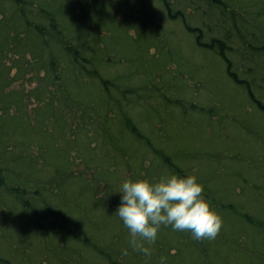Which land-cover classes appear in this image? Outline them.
Segmentation results:
<instances>
[{
  "label": "rangeland",
  "instance_id": "obj_1",
  "mask_svg": "<svg viewBox=\"0 0 264 264\" xmlns=\"http://www.w3.org/2000/svg\"><path fill=\"white\" fill-rule=\"evenodd\" d=\"M20 1L28 2L32 0ZM33 1L35 4H42L47 0ZM62 1L71 3L78 2L79 8H83L82 5L85 2V0ZM224 1L229 5L227 13L226 9H223V7L221 8L224 12H222V9L218 7L215 8L211 4L213 3L212 0H168L171 4V11L169 14L176 15L175 17H179V15H186L187 17L190 16V18L193 19V26L201 30V34L204 38L202 42L208 43L212 39H215L224 43L226 55L231 60L230 72H234L239 78H248L250 81L257 80V82L263 87L258 86V88H261L262 91H259L254 87V96L261 99V102L264 103V56L260 58L257 57L256 59L258 61L251 65V54H247L246 52L249 47H258L262 45V41H264V0H260L262 1L260 6L256 5L255 0H238L237 4L235 1L231 2V0ZM117 2V0L112 1V4L114 5L113 12L116 18V24L121 26L120 31L124 38L127 41L130 39L133 40V42L134 40L139 42L137 41L139 40L137 38L138 33L144 32L145 34H149V37H151L153 41V45L147 47V50L151 51L152 55L155 54L157 58L155 59L152 57L154 61H149V64L146 63L143 65L145 62L137 63L136 58H129L125 54V50L120 49L122 47L119 46L110 48L108 45L106 46L105 44H102L100 46L102 51H96L97 57H100L99 54H102L103 59L108 62L98 68V73L101 75L102 79L108 82L110 90L104 89L102 83L98 81L97 76L88 77L86 76L88 75L87 72H85L83 77L86 80L84 81V84L86 85L83 89V93L86 95L91 93V99L100 95L99 101L98 99H95L90 105L97 107L98 102L102 101L104 98L101 95V92L104 93L107 91L111 92L112 96L114 95L119 97V94L127 89H137L136 91H131L128 95L130 101H133L136 97L143 100L142 96H145L146 98L148 96V101H151V103L149 102L147 105L152 104L153 107L152 117H148L151 113L148 115L149 112L146 110L142 111V115L140 114L141 117H138L137 114L134 116L132 115V118L137 126L148 137L149 134L155 135V131H159V140L161 137L163 140L166 138H173L171 141L172 143L180 145L188 144L190 147L183 154H180V160H177V162H179V167L182 169L181 172L177 173L176 171H173L170 166L168 167V165H166L164 174H177L180 176L196 175L197 177L201 175L206 180H214L218 175L219 179L223 178V180H217L219 181L218 190L223 194H221L218 198L223 199L225 197L229 204L234 205L237 209L244 213L248 212L252 215V220L264 222V198L262 199L259 197L260 195H264V176L260 177L259 173L261 172L257 169L258 160L264 159V139H261L258 144L252 141L254 144H252L253 147L251 146V149L249 150L251 158L241 155L242 152H245L244 149H242V152L235 161L231 163L229 161L230 154L233 153L232 147L234 148V142H236L232 136L237 133L238 128L241 125V121L247 119L248 123H258L264 128V119L259 118L260 116L257 113H253L254 106H252L249 102L245 91L235 85L231 73H229L227 62L222 61L216 51H207L200 49L198 45L196 46L194 43L195 36L193 38L188 37L187 34L184 33L179 20L175 18H168V11L165 9L161 0H145L144 7L136 4V0H127L129 7L127 9L124 8V10H120ZM241 2H244L245 4L243 5ZM5 3L8 5L9 11L2 8L0 11L1 22L5 20L6 16H8V12L10 13V10L12 11L10 2L6 0L4 1V4ZM241 8H243V14L240 11ZM261 12L262 14H260ZM75 13H81V10L76 9ZM233 13L237 14L234 15ZM232 15L236 17V21L238 22L237 24L240 28V36L234 26L231 25V18H233ZM240 17L250 19L248 22V24H250V28H244L248 26L247 24L244 25V27L242 26L243 23ZM33 18L34 17H31V20ZM38 19H41V17L36 15V18H34L33 21L37 22ZM148 20H151L153 25L150 24ZM35 22L32 24H35ZM257 27L260 29L259 32ZM245 31L247 34H245ZM48 32L51 33V28ZM30 35V32L19 34V40L16 41V45L10 49V57L0 60V66H4L3 76L1 78L4 77V83H6V81L7 83L10 82V86L6 87L4 94L10 95L8 93H12L9 98L10 100H0V119L3 120V113H6L3 112L1 108L7 105L5 102L10 101L11 105L10 109L7 110V113L13 117H16L19 114V118L23 115V113H26L27 116L24 115L25 118H22L25 119L24 122L29 119L28 133L31 132L30 129H32L33 124L34 127L38 128V123L35 121V113L40 111L46 112V110H49V108L46 109L47 106L52 108V103L54 102L50 99V97L56 96L55 90L58 87H61L59 80H54L52 84L47 86L48 83L45 80H51V78L44 72H41L39 76L36 75V68H39L40 64L35 62L37 61L35 59L38 56V53L35 54V49L32 43L33 40L29 38ZM105 35L106 37L102 38L105 42L107 40H111V36L108 37L109 33H106ZM251 37H254L256 40L252 41L253 38ZM216 48L219 49L218 45ZM166 51L167 54L168 51L170 54L165 55ZM5 56L6 55L3 57ZM162 56L163 58L159 61H166L170 67L168 65H164L163 67L158 66V61L155 60L160 59ZM79 66L82 67L81 64ZM22 67L26 69L25 73H22ZM90 67L91 66L87 67V71H93ZM40 77H42L43 80L40 79ZM73 86L68 84L66 87L69 90L70 95L74 96L73 98L75 99L76 94ZM98 86L99 90H97ZM46 91H49L50 93V96L47 99L44 97ZM138 93L140 97H138ZM78 98L80 99L81 97ZM78 98L76 99L78 100ZM171 99H174V101H171ZM182 100L185 102L183 103L186 108L189 103L192 104L193 108L190 110H193V112L190 110H188L189 112L186 111L185 107L182 105ZM48 101L50 103H48ZM75 102L76 101H74V103ZM73 105L75 106V104ZM136 110L139 112V105L136 107ZM90 111L92 113L93 110ZM154 111L157 112L154 113ZM246 112L249 113L248 116H245ZM197 113L199 115L207 114L211 123L210 126L205 124L202 126L203 129L206 128L205 134H200L201 130L199 132V130L196 129V127L199 126L197 124L198 122L193 121V123L196 124L195 128H193L190 127L189 124H187L189 126L187 127L185 123H183V125H178L176 121L177 115L183 117L188 116L189 121L195 120L199 117ZM61 115L59 114V117ZM64 115H69V113L65 112ZM101 115L102 117L104 115L112 116V112H104V114L101 113ZM158 115L159 118H157ZM220 118H222V124H218L217 122ZM20 121H22L21 118ZM101 122H103V120L101 118H97L95 123L96 128L98 127L97 124ZM115 122L118 123L119 121L117 120ZM67 123L74 126V121L71 118H67L65 124L63 122L65 126ZM90 123L91 120L86 122L85 119V121L80 120L77 124V126L81 125L83 127L85 133L83 137L85 136V138H80L79 135L72 134L70 132L64 134L61 138L63 143L65 140L67 143L72 142L71 147L75 144L81 143L79 145H83L88 142L85 146L89 147V149H95V152L97 153L96 155L99 156L97 157L94 155L91 159H86L85 156H80L79 154L83 153V148H80V146L73 148V152L71 150V152L68 153L70 157H75V160H73L74 165L71 166V178L75 180L74 189L78 188L77 185L82 183V181L77 177H82L84 180L87 179L89 183L98 186H95L97 191L96 200H102L104 196L102 194V190H104L107 186L100 181V175L110 171L112 179L116 183L117 190L119 192L120 185L125 179H140L134 174L141 173V175H143L144 168L150 166V159L152 161L159 162V158H157L155 153H152L151 151L145 152L144 150L139 149V151L136 152V157H133L138 158V161L139 159L142 160L143 163L141 165H143V167L139 170H133L130 166L134 164L133 160L137 161V159L128 157V153L125 155L117 153L115 151V146L114 149H107L108 147L104 145V137L107 138L108 136H105L104 132L101 130H99V132H92L91 128H89ZM116 123H114V129L118 127ZM182 126L184 127L183 133L181 132ZM195 129V140L197 141H193L189 134V131ZM28 133H26V131L24 133L23 131L17 136H12L9 139L10 149L12 150L13 147L16 148V153H20L19 150H22V152L23 150L30 151L29 149L34 151L37 149V146L47 143V140L41 134L38 135L36 132L30 134ZM25 134H28V136ZM115 134L118 136V133L115 132ZM246 134L247 133L244 128L243 130H239L237 133V139L241 137V142L243 138L252 139L250 136L253 135ZM125 136L129 137L126 133L119 135V137L123 139H120V143H125L127 145L128 141L124 140ZM151 140H153V138ZM159 140L153 141L159 146ZM63 143H60L57 146L61 147ZM166 143L167 142L164 141L163 144L166 145ZM249 145L250 143L247 141L244 146L246 147ZM192 148L197 150L199 149L200 151L192 150ZM103 149H107L106 151L109 153V158L113 156L110 162L108 159H104V161L99 162L96 161V158H99L100 160L102 157H107V154L102 156V153L106 152L102 151ZM190 152H195L197 157L188 156ZM160 153L161 152L159 151V154ZM199 155H202L201 162L199 161ZM237 160L241 161V163H237ZM244 160H250V166L246 165ZM211 168L212 170H209ZM155 172L156 174H154L151 178H148L149 175H147L143 179L154 181L161 174L159 169L157 171L155 170ZM227 175H230L232 180L225 179ZM91 176L95 177V179L92 180ZM102 176H105V178L108 179L106 177L107 175L103 174ZM2 178L3 177L0 173V254L4 256L6 254L5 252L9 251V257H11V259L17 264L18 259H21L22 257L24 258L22 255L23 252L19 251L18 253L13 251V249H15L14 246H16V243H19V240H21V243L25 244L26 248L28 244L29 250L27 248L28 251H26L32 255L30 257V262L32 261V264H47L40 261V255L42 254L41 250H49L51 244L49 235L45 234L47 231V223L43 219L47 218L48 221L51 215L49 212L51 211L53 213L54 211L49 210V207H47L46 210L44 209V211L41 212L39 219L31 217L24 219L20 209L21 199H19L18 204L12 197L15 193L9 189L11 188L9 186H11L15 180L10 177L8 180H4ZM24 178H27L30 181L32 180L31 178L34 179L32 175L27 177L23 176L21 178L22 181H24ZM214 183L215 182H211V184ZM202 184L205 187V184ZM256 185H258V187H255ZM83 190L84 188H82V191ZM118 192L116 193L118 196L117 202H121V194ZM30 196H32L31 193ZM83 197V200L85 201L87 199V195L84 194ZM80 198L82 200V196ZM92 203L93 201H91L90 206ZM83 210L85 211V218L83 221L87 223L88 235L92 236L95 242L99 243L100 241V243L105 247L113 245L110 242L116 241V238L114 237L115 233L112 226L106 222L107 220L112 219L110 218V213L109 215L104 214L105 210L102 207H97V209L94 208L90 212L86 209H81L80 212L82 213ZM225 210L226 208L224 210L216 211L223 217L224 223L222 226V232L227 236L228 232L224 226L228 224H226L225 219L229 221L227 217L231 218L232 215L230 214L232 213L228 212L229 214H226L227 212H225ZM238 214L241 215V213ZM115 218V222H119L121 220L119 217L115 216ZM233 218H236L235 221L238 224L242 222L238 221L240 217H236L234 214ZM117 224L118 223H115V225ZM121 227L123 228L124 226L121 225ZM171 228V226L161 228V234L159 233L158 239L154 243L156 248L159 246V237L162 236L165 238V236L162 235L163 232L166 229ZM60 229L61 228L58 230ZM258 229L260 230V228ZM126 230L128 232V237L130 238L129 230L127 228ZM251 230L253 231L252 233H249V231L248 234L244 233L248 239L250 237L251 240L253 239L261 242L264 241L262 238L264 235L261 234V236L258 230ZM166 234L168 235V238L171 236L169 239L172 241H175L177 238L176 234V236L172 237V231L171 233ZM225 235L223 237H226ZM217 237H219V235H217ZM64 238L67 239L66 237ZM231 245L236 247L239 246L238 242L230 240L223 241L222 243L224 248ZM152 246L153 244L149 247L151 248ZM128 248L132 249L131 246ZM132 254L133 253L130 255ZM258 255H260L259 252ZM260 257L262 263L255 259L252 264H264V260H262L264 258V254L260 255ZM118 258L119 261L122 262L123 257ZM133 258L134 256L129 259V264H142L140 258ZM209 260L212 264H239L238 259L233 256L231 251H226L223 254L221 253V255L220 252L219 254L215 253L209 257Z\"/></svg>",
  "mask_w": 264,
  "mask_h": 264
},
{
  "label": "trees",
  "instance_id": "obj_2",
  "mask_svg": "<svg viewBox=\"0 0 264 264\" xmlns=\"http://www.w3.org/2000/svg\"><path fill=\"white\" fill-rule=\"evenodd\" d=\"M4 1L6 0H0V11L2 8H4L6 11H9L8 5H6V3L4 4ZM7 1L10 2L12 11L10 10L11 14L8 12V16L10 15L9 17L6 16L4 21H0V60L10 57V49L15 46L16 41L19 40V34L30 32L31 35L29 38L33 40L32 43L35 49V54L38 53V56L35 59L37 61L35 62L40 64L39 68L36 66V75L39 76L41 72H44L48 77H50L51 80H45L48 83L47 86L52 84L54 80H59L61 84V87H58L55 90L56 96L50 97V99L54 102L52 103L53 107L51 108L47 106L46 109L49 108V110H46V112L40 111L35 113V117L37 118V120L35 118V121L38 123V128L34 127L33 124L32 129H30L31 132L29 133V119L25 122V119H23L25 118L24 115L27 116L26 113L21 115L20 118L22 121H20V118L18 117L19 114L16 117H13L7 113V110L10 109V101L5 102L7 105L1 108L3 112H6L3 113V120L0 119V173L3 177L2 179L8 180L10 177L15 180V182L9 186L11 187L9 189L15 193V195L12 197L18 204L19 199H21L20 209L24 219L29 217L39 219L41 212L44 211V209L46 210L47 207H49V210L54 211L53 213L51 211L49 212L51 215L48 221L47 218L43 219L47 223V231L45 234L49 235L51 244L49 250H41L42 254L40 255V261H43L47 264H129V259L134 256L135 259L140 258L142 264H159V258L161 256H165L167 257V264H212V262L209 260L210 256L215 253L219 254V252L221 255V253L223 254L226 251H231L233 256L238 259L239 264H252L255 259L262 263L260 255L264 254V241L261 242L255 241L253 239L251 240L250 237L248 239L244 233L248 234V231L249 233H252L253 231L251 229H255L260 232H258L260 235H264V222L257 219V221L252 220V215H250L248 212L244 213L237 209L234 205L229 204L225 197L223 199L218 198L222 192L220 193L218 190L219 181L217 180H223V178L219 179L218 175L214 180H206L200 175L198 180L205 184L204 196L215 210H224L226 208V214H229L228 212L232 213L230 214L232 215L231 218L226 216L229 221L225 219V222L228 225L224 226L228 232L227 236L229 237L223 234L221 229L218 234L219 237H216L215 239L197 240L193 238L190 231H177L171 228L166 229L163 232L162 235H164L165 238L162 236L159 237V246L157 248L153 244L151 247L152 255L150 257L145 256L142 252L133 251L132 249L128 248L130 246V238L128 237L126 227L121 220L119 222H115V216L119 217L116 215V211L121 202H117L118 196L116 193L118 190L116 183L112 179L111 172L109 171L103 173L104 175H107L106 177L108 179H106L105 176H102L103 174L100 175L99 178L100 181H102L103 184H106L107 186L104 190H102V194L104 195L102 200H96V187L98 186L89 183L87 179L84 180L82 177H77L82 181V183L78 184V188L74 189L75 180L71 178V166L74 165L73 160H75V157H70L68 153L71 152V150L73 152V148H77L78 146L83 148V153L79 155L85 156L86 159H91L97 153L95 152V149H89V147L85 146L88 142L83 145H79L81 143L75 144L73 147H71L72 142L67 143L65 140L63 143L61 138L68 132L79 135L80 138H85V136L83 137L85 134L83 127L81 125L77 126V124L80 120L85 121L86 119V122L91 120L89 128H91L92 132H99V130H101L104 132L105 136H108L107 138L104 137V145L108 147L107 149H114L115 146V151L117 153L122 155L128 153V157L137 159V161L133 160L134 164L130 166L133 168V170H139L141 167H143V165H141L143 163L142 160L139 159L138 161V158H135L136 152H138L139 149H142L145 152L151 151L157 155L159 162L152 161L150 159V166L144 168L143 175H141V173L134 174L137 175L138 178L143 179L147 175H149L148 178H151L154 174H156L155 170L157 171L159 169L161 174L154 180L156 181L162 176V174L165 175L164 172L166 165H168V167L170 166V168L177 173L181 172L182 169L179 167V162H177V160H180V154H183L190 148L189 145L174 144L171 142L173 138H166L163 140L161 137L159 140V131H155V135L149 134L148 137L137 126L132 118V115L134 116L136 114L138 117H141L140 114L142 115V111L145 110L149 112L148 115L151 113V115L148 117H152L153 107L152 104L147 105L149 102L151 103V101H148V96L146 98L145 96L141 95L143 100H140L136 97L133 99V101H130L128 95L131 91L133 92L137 89H127L121 92L119 97L114 95L113 97L111 92L108 91L104 93L101 92V95L104 98L102 101L98 102L97 107H95L94 105L90 104H92L95 99H98L99 101L100 95H97L94 99H91V93L89 95L83 93V89L86 85L84 84V81L86 80L83 77L85 72H87L88 75L86 76L88 77L97 76L98 81L102 83L104 89L110 90V85L108 82L102 79L101 75L98 73V68L108 62L103 59L102 54H99L100 57H97L96 51H102L100 47L102 44H105L106 46L108 45L110 48L120 46L122 47L120 49L125 50V54L129 58H136L137 63L145 62L143 64L145 65L149 61H154L152 57L155 59L157 58L155 54L152 55L151 51L147 50V47L153 45V41L151 37H149L150 35L145 34L144 32L138 33L137 38L139 40L137 41L139 42H136L135 40L133 42V40L130 39L127 41L124 38L120 31L121 26L116 24V18L113 12L114 5L112 4V1L114 0H85L82 5L83 8H79L78 2L71 3L64 2L62 0H47L42 4H35L33 0L28 2H21L20 0ZM117 1L120 10H124V8L127 9L129 7L127 0ZM144 1L145 0H136V4L144 7ZM212 1L213 3L211 4L215 8L218 7L222 9L221 7H223V9H226V13L228 12L227 10L229 5L227 2L224 0ZM233 1H235L236 4L238 2V0H231V2ZM161 2L168 11V18H175L179 20L184 33H186L188 37L193 38L195 36L194 43L196 46L198 45V47L203 50L216 51L221 60L227 62L229 73H231L235 85L245 91L249 102L252 104V106H254L253 113H257L260 116L259 118L264 119V103L261 102V99L254 96L253 90L255 87L257 90L262 91L261 88H258V86H263L258 83L257 80L250 81L248 78H239L234 72H230L231 60L226 55L224 43L215 39H212L208 43L202 42L204 38L201 34V30L193 26V19L190 18V16L187 17L186 15H179V17H175L176 15L169 14L171 11V4L168 2V0H161ZM261 2L262 1L260 0H255L257 6H260ZM241 3H243V5L245 4L244 2ZM76 9H80L81 13H75ZM223 9L221 10L222 12H224ZM240 11L243 14V8H241ZM35 14L41 17V19H38L37 22L33 21V19L36 18ZM233 14L236 15L237 13ZM260 14H262V12ZM234 15H232L233 18H231V25L234 26L238 32V35L240 36V28L238 27V22L236 21V17ZM31 17L34 18L31 20ZM240 19L243 23V27L246 24L248 25L247 27H244L245 29L248 27L250 28V24H248L250 19H244L243 17H240ZM148 21L153 25L151 20ZM34 22L35 24H32ZM50 28L51 33L48 32ZM257 30L259 32L260 29L257 27ZM106 33H109L108 37L111 36V40H107L105 42V40L102 38L106 37ZM245 34H247L246 31ZM251 38H253L252 41L256 40L254 37ZM217 45L219 49L216 48ZM246 52L247 54H251L250 61L252 65L258 61L256 59L257 57L260 58L264 56V41H262V45L258 47H249ZM166 54L167 51L165 52V55ZM168 54H170L169 51ZM4 55L6 56L3 57ZM162 58L163 56L160 59L155 60L158 61L159 67L168 65L166 61H159ZM78 64H81L82 67ZM89 66H91L90 68H92L93 71H87V67ZM3 69L4 66L1 65L0 100H10L9 98L12 93H8L10 95L4 94L6 87L10 86V82L7 83L6 81V83H4V77L1 78L3 76ZM22 69V73H25L26 69L24 67H22ZM40 79L43 80L42 77H40ZM68 84L72 86L75 85L73 86L75 88L74 91L76 94L75 99L73 98L74 96L70 95V92L66 87ZM97 90H99V86ZM45 94L44 97H46V99L49 98V91H46ZM78 97L81 98L79 99ZM138 97H140L139 93ZM76 98H78V100ZM74 101L76 102L74 103ZM171 101H174V99H171ZM181 102L183 103L184 101L182 100ZM48 103L50 102L48 101ZM184 103L182 105L185 107L186 111L193 108L191 103L187 105V108ZM73 104H75V106ZM138 105L139 112L136 110ZM90 110H93L92 113ZM103 110L105 113L112 112V116L104 115L102 117L101 113L104 114ZM190 111L193 112V110ZM65 112L69 113V115H64ZM156 112L157 111H154V113ZM59 114L62 115L59 117ZM248 114L249 113L246 112L245 116H248ZM197 115L199 114L197 113ZM96 117L103 120V122L97 124V128L95 124L97 120ZM67 118L73 119L74 126L69 123H67L66 126L64 125ZM157 118H159V115ZM114 120H118L119 122L116 123ZM176 121L178 125H183V123H185L186 125L189 124V126L193 128L196 126L193 121L198 122L197 124L199 126H197L196 129L199 130V132L201 130L200 134L206 133V128H204V130L202 127L204 124L207 126H210L211 124L207 114L199 115L197 119L192 121H189L188 116L183 117L177 115ZM217 122L218 124H222V118H220ZM114 123L118 125L116 129H114ZM259 125L260 124L258 123H248L247 119L241 121L238 131L243 130L244 128L248 135L253 136H250L252 139L243 138L242 142L241 137L237 139L238 131L234 136H232L236 142H234L235 149L232 147L233 153L230 154V163L237 159L239 154L242 152V149H244L245 152H242L241 155L251 158L249 150L251 149V146L253 147L252 144L254 143L252 141L258 144L261 139H264V128ZM189 126L187 125V127ZM183 129L184 127L182 126V133ZM196 129L189 131L190 138H192L193 141H197L195 140ZM114 130L116 133H118V136H116ZM23 131L24 133L26 131L28 134L33 132H36L38 135L41 134L47 140V143L37 146V149L34 151L31 149H29L30 151L23 150V152L22 150H19L20 153H16V148L13 147L12 150L10 149L9 139L12 136H17ZM122 133L129 135V137H124V140L128 141L127 145L125 143H120L121 138L119 135ZM28 134L25 135L28 136ZM152 138L153 140H159V146L156 145L153 140H151ZM164 141L167 142L166 145L163 144ZM247 141H249L250 145L245 147L244 145ZM60 143H63V145H61V147L57 146ZM107 149H103L102 151H106ZM192 150L200 151L199 149L197 150L193 148ZM159 151L161 152L160 154ZM195 152H190L188 156L197 157ZM105 154H107L106 158L102 157L100 160L99 158H96V161L99 162L104 161V159H108L110 162L113 156L109 158V153H107V151L103 152L102 156ZM199 161H202V155H199ZM249 161L250 160H244L248 166H250ZM237 163H241V161L237 160ZM257 169L259 172H261L259 173L260 177H263L264 159L258 160ZM209 170H212V168ZM30 175H32L34 179L31 178L32 180L30 181L29 179L24 178V181H22L21 178L23 176L27 177ZM91 178L92 180L95 179L93 176H91ZM225 179L232 180L230 175H227ZM211 182L215 183L211 184ZM81 187L84 188L83 191ZM255 187H258V185ZM30 193L32 196H30ZM84 194L87 195V199L85 201L83 200ZM81 196L82 200L80 198ZM259 197L263 199L264 195H260ZM91 201H93V203L90 206ZM97 207H102L105 210L104 214L109 215L110 213L111 217H109L112 218L106 222L112 226L116 241L110 242L113 245L109 247H105L100 243V241L99 243L95 242L93 237L88 235L89 233L87 223L83 221L85 218V211L83 210L82 213L80 212L81 209H86L90 212L94 208L97 209ZM238 213H241V215ZM233 214L236 215V217H240L238 219V221H242L240 224L235 221L236 218H233ZM115 223L118 224L115 225ZM120 224L124 227L122 228ZM59 228L61 229L58 230ZM258 228H260V230ZM171 231L173 233L172 237L177 235L175 241L170 240L169 238H171V236L168 238V235L166 234L171 233ZM159 233L161 234V232ZM224 235L226 237H223ZM262 238L264 239V237ZM227 240L238 242L239 246L236 247L231 245L224 248L222 243L223 241ZM14 248L15 249H13V251L18 253L19 251L23 252L22 255L24 256V258L22 257L21 259H18L17 264H32V261L30 262V257L32 255L27 252L29 250L28 244L27 250L25 244L21 243V240H19V243L17 242ZM124 248H128V255L122 254V249ZM258 252L260 255H258ZM5 253L4 256L0 254V264H16L15 261L9 257L10 252L8 251ZM131 253L133 254L130 255ZM118 257H123V263L119 261ZM262 260H264V258Z\"/></svg>",
  "mask_w": 264,
  "mask_h": 264
},
{
  "label": "clouds",
  "instance_id": "obj_3",
  "mask_svg": "<svg viewBox=\"0 0 264 264\" xmlns=\"http://www.w3.org/2000/svg\"><path fill=\"white\" fill-rule=\"evenodd\" d=\"M121 204L116 215L129 230L133 251L152 255L162 227L190 231L197 240L215 239L223 226V217L204 196V185L196 175H162L158 180L125 179L120 185ZM128 255V248L122 249ZM159 264H167L161 256Z\"/></svg>",
  "mask_w": 264,
  "mask_h": 264
}]
</instances>
